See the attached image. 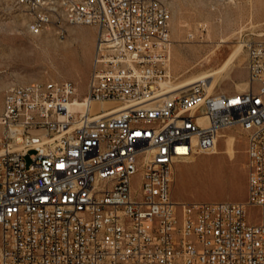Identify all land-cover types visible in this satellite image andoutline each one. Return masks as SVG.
Instances as JSON below:
<instances>
[{
	"label": "built area",
	"instance_id": "obj_1",
	"mask_svg": "<svg viewBox=\"0 0 264 264\" xmlns=\"http://www.w3.org/2000/svg\"><path fill=\"white\" fill-rule=\"evenodd\" d=\"M169 1L15 0L30 26L91 25L97 41L84 96L68 79L5 90L0 264H264V39L248 45L246 91L200 79L165 94ZM234 126L247 198L174 200L177 165Z\"/></svg>",
	"mask_w": 264,
	"mask_h": 264
},
{
	"label": "rangeland",
	"instance_id": "obj_2",
	"mask_svg": "<svg viewBox=\"0 0 264 264\" xmlns=\"http://www.w3.org/2000/svg\"><path fill=\"white\" fill-rule=\"evenodd\" d=\"M169 5L172 44L158 62L163 75L154 85L178 86L215 72L206 78L212 83L213 92L246 91L248 45L264 39V0H170ZM30 21L15 0H0V114L5 90L12 84L68 79L76 84L79 96L87 92L96 50V28L66 24L34 34ZM223 135L217 153H199L193 156V162L177 165L172 184L174 200L247 198L246 131L234 126ZM230 138L234 140V154L228 150ZM26 160L30 163V157ZM138 183L136 175L134 184ZM257 215V208H250V218Z\"/></svg>",
	"mask_w": 264,
	"mask_h": 264
},
{
	"label": "bare ground",
	"instance_id": "obj_3",
	"mask_svg": "<svg viewBox=\"0 0 264 264\" xmlns=\"http://www.w3.org/2000/svg\"><path fill=\"white\" fill-rule=\"evenodd\" d=\"M30 30H31V32L34 33V34H40V33H42V32L45 31V29H43V28H39V27H35V26H31V27H30ZM214 73H215V72H208V73L204 74V75L201 76V77H197V78L190 79V80L186 81L185 83H183V84H181V85H178V86H171V85H168V87H166L165 83H163V84H161V87H162V89H165L164 93L167 94V93H169V92H171V91L179 90V88L182 89V87H185V86H191V85H193L195 82L199 81L200 79L210 78ZM206 80H207V82H208V79H206ZM208 84H210L211 87H212V83H209V82H208ZM21 85H22V87H30V83H25V84H21ZM240 87H241L240 84H238V85H237V88L240 89ZM243 88H245V87H243ZM153 89H154V88H153ZM7 90H9V87H8ZM108 109H109V108H108ZM110 110H111V111L108 112V113H114V112L118 111V109H116L115 107H111ZM222 136H225V135L222 134ZM227 146H228V150H229V152H230L231 154H234V140H233V138H230V139L228 140V142H227ZM214 153H217L216 148L214 149ZM187 161H188V162H193L194 159H193V157H191V158H190L189 160H187Z\"/></svg>",
	"mask_w": 264,
	"mask_h": 264
}]
</instances>
